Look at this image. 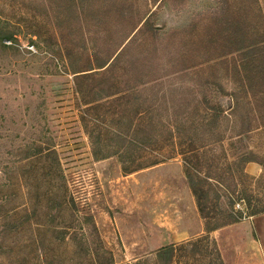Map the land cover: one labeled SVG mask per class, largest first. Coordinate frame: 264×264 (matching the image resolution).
Returning a JSON list of instances; mask_svg holds the SVG:
<instances>
[{
    "label": "rangeland",
    "instance_id": "374dc122",
    "mask_svg": "<svg viewBox=\"0 0 264 264\" xmlns=\"http://www.w3.org/2000/svg\"><path fill=\"white\" fill-rule=\"evenodd\" d=\"M261 14L264 0H0V264L36 262L45 258L40 259L43 252L51 262L55 252L66 262L79 258L81 250L73 240L54 247L57 251L50 243L52 229L73 221L67 205L70 190L88 200L87 212L94 215L97 232L116 264L171 242L201 237L204 224L180 159L129 173L117 157L93 156L75 75L94 72L102 62L110 65L117 29L141 20L128 59L132 63L155 57L150 70L167 75L161 97L164 92L179 96L185 88L203 90L218 83L232 92L241 85L238 73L245 59L242 51L231 50L243 46L244 30L252 42L248 45L258 34L263 36ZM131 65H120L113 74L139 69ZM99 81L80 82L85 88ZM115 85L108 84L103 96L117 92ZM253 85L264 88V78ZM117 86L126 90L130 83L121 78ZM153 86L142 87L145 97L157 92L151 91ZM96 95L87 99L96 100ZM221 103L225 109L232 107L229 98ZM231 110L217 126L220 131L237 134L250 119L254 131L245 134L240 150L228 151L223 166L232 167L235 178L225 172L224 180L235 192L234 210H262L264 167L256 163L257 172L246 169L245 178L236 160L252 152L257 161H264V104L242 98L240 107ZM54 147L57 157L46 151ZM220 194L224 202L231 198L227 192ZM210 238L218 241L223 262L213 244L205 243L209 248L194 255V264H263L259 253L247 248L241 228H221Z\"/></svg>",
    "mask_w": 264,
    "mask_h": 264
},
{
    "label": "trees",
    "instance_id": "16d2710c",
    "mask_svg": "<svg viewBox=\"0 0 264 264\" xmlns=\"http://www.w3.org/2000/svg\"><path fill=\"white\" fill-rule=\"evenodd\" d=\"M262 14L259 33L263 36L258 34V40H253L255 42L248 45L247 43L252 42L248 31L244 30L240 39V45L243 46H237L238 48L231 50L242 51L245 59L238 73L241 85L232 92L218 83L203 90L202 88L200 90L185 88L179 96L175 93L176 96L173 94L169 96L164 92L161 97L160 86L167 75L161 76L150 70L156 61L155 57L144 56L141 60H135L132 63L128 59L129 44L140 30L141 20L132 27L121 25L117 29V44L114 47L111 71L109 67L112 63L108 65L102 62L94 72H76V98L83 109L81 120L90 140L93 156L99 160L117 157L124 164V171L129 173L156 166L168 160L180 159L204 224V233L201 237L179 243L171 242L124 264H151L150 262L194 264V255L203 253L209 248L205 243L213 244V250L220 255V262H223L218 241L215 239L211 241V234L221 228L264 213V209L252 207H247L248 210L251 209L248 213L240 209L234 210L237 202L231 199H234L235 192L231 189V184L224 180L225 172L230 173L231 179L235 178L232 167L226 169L223 165L227 162L228 151L240 150L245 134L254 131L253 120L248 121L246 129L243 128L237 134L230 136L217 127L220 126L223 118H227L231 108L235 110L240 107L242 98L254 99L255 102L264 104V88L259 90L253 85L256 79L264 78V16ZM214 18L218 19L219 16ZM130 64L138 65L139 69L134 73L128 69L120 76L113 74L114 68L120 69V65L128 67ZM91 78L100 81L92 87L81 86V82ZM121 78L130 83V86L126 90L119 91L117 85ZM109 80L112 81L107 83ZM114 82L117 92L103 96L105 94H102V91L108 84L113 85ZM150 84L154 85L151 91L157 89V92L152 97H145V92L141 91L142 87ZM89 94H97L94 98H98L88 100ZM171 96L173 98L168 102ZM223 98L231 100L230 109H225L222 105ZM254 115L256 116L255 113ZM262 126L264 127V124ZM46 151L49 156L57 157L55 147L48 148ZM221 160L224 161L221 162ZM236 161H240L243 165L242 177L245 178H249L246 172L249 163H258L264 167V161H257L252 152L241 154ZM57 172L66 179L60 168H57ZM221 191L229 193L231 198L229 199L227 195L228 202L223 201ZM88 204V200L83 201L80 196H76L70 190L67 205L74 214L73 221L67 227L52 229L54 239L50 243L54 251H57L54 247L60 246L61 243L67 245L68 240L71 239L79 245L81 250L79 258L72 257L69 262H66L67 259L62 254L55 252L51 262L43 252V256L40 255V259L45 256L43 260L24 262V264H116L112 252L103 245V240L97 232L94 215L87 212ZM92 238L94 241L98 240L100 243L98 247L94 245ZM199 243L204 244L202 249H196Z\"/></svg>",
    "mask_w": 264,
    "mask_h": 264
},
{
    "label": "crops",
    "instance_id": "0c3cea01",
    "mask_svg": "<svg viewBox=\"0 0 264 264\" xmlns=\"http://www.w3.org/2000/svg\"><path fill=\"white\" fill-rule=\"evenodd\" d=\"M246 169L251 173L257 172L256 163H249ZM233 227L244 231L247 248L258 252L264 264V213L252 216L235 226H229V229Z\"/></svg>",
    "mask_w": 264,
    "mask_h": 264
}]
</instances>
